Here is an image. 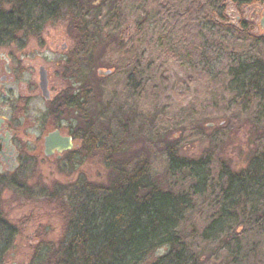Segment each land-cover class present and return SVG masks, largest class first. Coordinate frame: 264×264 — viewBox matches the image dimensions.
<instances>
[{"label":"rangeland","instance_id":"374dc122","mask_svg":"<svg viewBox=\"0 0 264 264\" xmlns=\"http://www.w3.org/2000/svg\"><path fill=\"white\" fill-rule=\"evenodd\" d=\"M210 1L122 0L120 19L114 12L101 11L105 41L97 42L85 58L73 56L75 41L69 32V16L61 12L59 19L46 25L40 34L30 35L23 49L10 46L0 50V65L5 63L1 65L4 72L0 69V77L8 74L13 78L9 84L0 81V116L17 114L16 108L13 111L9 103L6 106L2 100L10 102L9 91L17 95L19 89L25 88L30 105L18 115L25 113L26 119L42 122L50 103L43 100L39 91L40 67L47 72L51 102L57 107L64 92L76 95L77 89L83 86L73 64L90 60V72L84 70L82 74L86 75L82 77L91 79L98 65L108 63L111 74L104 77L102 99L109 106L106 118L121 107L122 117L129 124L125 135L119 137V143L128 152L125 155L146 153L151 158V172L163 170L165 150L161 153L145 145L144 134L150 127L156 140L172 146L181 157L198 158L206 153L212 162L214 158L229 160L239 171L254 150L252 128L257 125L260 129L264 119L255 100L245 97V87L238 84L239 75L246 69L238 73L236 69L239 62H253L261 56L258 53L253 58L255 47L248 39L264 36V30L259 28L264 2L238 9L215 0L210 3L213 7L207 8L206 3ZM221 8H224V19L218 17ZM240 21H244L247 28L237 32L234 29ZM59 115L65 127L84 129L75 112L62 110ZM232 117L238 118L233 122L241 124L229 133ZM108 119L96 125L107 128L114 138L101 135L97 143L107 141L106 144L116 146L117 131H112ZM95 129L93 126V132ZM84 156L79 157L73 169L52 160L24 161V169L14 178L25 184V188L2 189L0 212L6 222L18 230L3 264H28L34 246L59 240L61 218L38 193L48 192L52 183H68L71 177L74 180L79 177L82 184L83 178L94 182L98 177L107 176L100 163ZM0 173H3L1 166ZM25 190L29 192L24 193ZM240 241L237 255L236 251L220 249L217 263H228L234 255L244 264L257 261L264 264V228L249 231ZM208 247L216 250L214 244ZM164 252V249L154 252L143 264H152Z\"/></svg>","mask_w":264,"mask_h":264},{"label":"trees","instance_id":"16d2710c","mask_svg":"<svg viewBox=\"0 0 264 264\" xmlns=\"http://www.w3.org/2000/svg\"><path fill=\"white\" fill-rule=\"evenodd\" d=\"M96 1L0 0V50L10 46L23 49L30 35L40 34L65 12L75 41L73 56L87 57L89 49L105 41L101 11L114 12L118 19L122 16V0H100L95 5ZM214 1L206 3V7L212 8L210 3ZM220 2L240 9L264 0ZM223 10L217 12L220 19H224ZM246 25L240 21L234 30L245 31ZM248 40L255 47L253 58L258 53L261 56L253 62H239L235 72L246 69L239 75L238 84L245 87V97L255 100L264 119V36ZM89 63L86 59L84 64L72 65L83 86L76 95L64 92L52 116L58 121L62 110L77 114L84 125L81 139L89 152L84 158L95 159L107 176L94 182L83 178L82 184L79 177H71L68 183H52L48 192L38 193L61 218V237L54 243L34 246L28 264H143L161 249L165 252L152 264H244L234 255L228 263H217L216 257L220 249L236 251L237 255L240 239L251 230L264 228V124L260 129L257 125L252 128L254 150L239 171L229 160L214 158L212 162L206 153L198 158L181 157L172 146L156 140L149 127L144 134L145 145L167 154L163 170L152 173L150 155H125L128 152L119 143L129 128L121 107L106 118L109 106L102 99L104 77L98 71L109 70L111 65L99 62L101 66L90 79L82 77L86 75L82 74L84 70L90 72ZM105 119L112 131H117L116 146L107 141L97 143L99 136L111 135L107 128L96 125ZM88 120L94 123L86 125ZM235 120L238 118L229 119V133L241 124ZM80 156L69 155L66 165L73 169ZM24 186L14 177L0 176V193L4 187L22 190ZM17 233L0 212V264ZM211 244L215 251L208 247Z\"/></svg>","mask_w":264,"mask_h":264},{"label":"flooded vegetation","instance_id":"af4514ba","mask_svg":"<svg viewBox=\"0 0 264 264\" xmlns=\"http://www.w3.org/2000/svg\"><path fill=\"white\" fill-rule=\"evenodd\" d=\"M2 64L5 65L4 62ZM1 65L0 69L4 72ZM11 80L13 78L8 74L0 77V81L5 82V84L11 83ZM12 92V90L8 92L9 96L12 94V97L7 98L10 102L2 100L6 106L9 103L10 109L13 111L16 108L17 114L11 117L0 116V120H2L0 123V166L3 169L0 176L15 177L24 169L23 162L33 160V158L52 160L60 164L66 163L65 159L69 155H88V148L81 139L83 135H80L83 131L65 127L61 119L56 121L52 116L58 105L53 107L51 95L50 101L47 102L50 104L43 113L42 122L38 124L32 122V119H26L25 113L18 115L30 105V98L25 92V88L19 89L17 95ZM53 134L56 135L52 137L48 149L46 140Z\"/></svg>","mask_w":264,"mask_h":264},{"label":"water","instance_id":"95a60500","mask_svg":"<svg viewBox=\"0 0 264 264\" xmlns=\"http://www.w3.org/2000/svg\"><path fill=\"white\" fill-rule=\"evenodd\" d=\"M100 3V0H97L95 2V5H98ZM260 30H264V12L262 13V18L260 21V26H259ZM111 74L110 70H100L98 71V75L100 77H108ZM38 87L41 93L42 98L45 101H49L50 100V93L48 90V79H47V72L43 67H40L38 69ZM2 122V120H0V123ZM56 134L51 135L47 140H46V147L49 149L50 146L48 145L51 141H52V137H54ZM55 141H57L55 139ZM58 142V141H57ZM49 156V155H47Z\"/></svg>","mask_w":264,"mask_h":264}]
</instances>
